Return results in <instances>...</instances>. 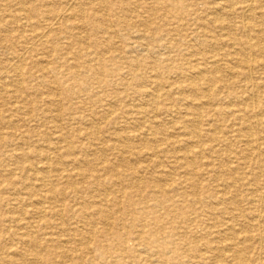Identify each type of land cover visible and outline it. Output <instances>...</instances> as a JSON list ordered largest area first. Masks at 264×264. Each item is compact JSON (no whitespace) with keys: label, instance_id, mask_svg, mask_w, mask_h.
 I'll return each mask as SVG.
<instances>
[{"label":"bare ground","instance_id":"6f19581e","mask_svg":"<svg viewBox=\"0 0 264 264\" xmlns=\"http://www.w3.org/2000/svg\"><path fill=\"white\" fill-rule=\"evenodd\" d=\"M31 43L45 60L29 69ZM0 51L13 56L0 62V169L11 164L0 176V264H140L142 249L158 264H263L253 231L264 209L247 230L240 221L241 203L264 200V0H0ZM38 79L50 94L36 111ZM111 84L132 102L125 115L99 95ZM93 101L105 109L82 132L79 104ZM39 110L57 143L28 129ZM160 115L174 121L170 144ZM43 136L48 146L35 142ZM250 173L257 189L241 199L235 186L251 185ZM53 226L59 234L46 233Z\"/></svg>","mask_w":264,"mask_h":264},{"label":"rangeland","instance_id":"374dc122","mask_svg":"<svg viewBox=\"0 0 264 264\" xmlns=\"http://www.w3.org/2000/svg\"><path fill=\"white\" fill-rule=\"evenodd\" d=\"M51 3H53V1H50L49 2V5H54V4H51ZM57 6V5H56ZM13 10L15 9L14 7L12 8ZM18 30H16L13 34H14V36H18V35H20V33L18 32ZM21 33H22V31H20ZM117 41V40H116ZM117 43L119 44V45H123V43H122V41H121V39H118V41H117ZM21 44V42L18 44V47H20L19 45ZM31 47L33 46V48H34V51H33V53H31V54H29V55H27L28 56V60H26V68H29V69H31L32 68V66L34 65V63H35V61H42V60H45V59H43V58H45V56H44V54L42 53V51L39 49V47H34V45H33V43H31V44H29ZM17 53L16 54H18V53H22L21 52V50H20V48H17ZM1 52V51H0ZM171 53V54H170ZM169 54H168V56H170V58H172V59H178L179 58V55H178V53H176V52H174V51H172V52H170ZM63 56L64 57H67V58H71V54L70 53H68V51L65 49L64 50V52H63ZM34 55V56H33ZM10 57H12L13 58V56H10ZM10 57H8V54L7 53H5V52H1L0 53V62H2V61H5L6 62V59H8V58H10ZM136 57H139V54H137L136 55ZM192 60H195V58H193ZM34 72V71H33ZM39 74H36V77H38L39 78ZM192 77H195V75L194 76H190L189 78H192ZM107 82H113V81H116V79L114 78V77H107ZM37 82H39V83H36L37 85V88H38V90H37V92L36 91H33L32 90V92L31 91H29V97H30V100L33 102V106H34V110L36 109V111H37V109H38V105H37V103L39 102V104H40V100L43 98V99H45V98H47V96L50 94L49 93V91L46 89V87H45V85H44V83L43 82H41V79H38L37 80ZM24 84H26V85H24V86H32V84L34 85V83L33 82H30V84H29V82H25ZM29 84V85H28ZM114 84V83H113ZM113 84H111V85H108L106 88H102V89H99L100 91V94L99 95H101V96H105V97H107V102H105L104 104H108V105H110V107H114L115 109H117V115H122V114H126V110H125V107L126 108H129V106L132 104V102H131V100H129L128 101V99L126 100V99H124V96H125V92L122 90V89H120L119 87L120 86H115V85H113ZM51 88L54 90V91H57L59 88H58V86H56V84H53L52 86H51ZM9 89H11V90H14V88L13 87H9ZM138 89H139V86L137 87L136 85H134V87H133V90L135 91V92H137L138 91ZM57 93H58V95L60 94V92H59V90L57 91ZM116 93L118 94V95H120L122 98V102H120V104L117 106V104H116V102H114V100H113V96L114 95H116ZM59 99V98H58ZM111 100L114 102H111ZM34 101H37V102H34ZM62 101V100H61ZM11 103H14V100L13 101H11ZM62 103H64V105H65V108L68 106V104L70 103H68V101L66 100V101H62ZM137 103H141V102H137ZM129 104V105H128ZM15 105V104H14ZM81 106H83V108L81 107ZM87 106V107H86ZM79 107H80V111H81V114H79V115H81L82 117L81 118H84V120H81L77 125H76V128L77 129H79L80 131H82V132H84V130L85 129H87V128H89L90 126H88L91 122H89V121H91V120H94L93 119V113L94 112H98V113H101L104 109H105V106H102V105H100V104H96V101H93L92 103L90 102V105H89V102H87V103H83L82 102V104L80 103L79 104ZM104 107V108H103ZM108 106H106V108H107ZM87 108V109H86ZM88 112V113H87ZM64 114V112H60V114ZM56 114V113H55ZM7 115V114H6ZM33 115H35L36 117H35V119H36V121H37V123L35 122H31V123H28L27 124V127H28V129H30V130H34V129H36L35 127L36 126H38V125H40V127L38 126V128H40V130L41 131H44V132H48V131H50L51 132V134H49V136L47 137V138H49L50 139V141L52 142V143H57L58 142V138L56 137L57 136V134H54L51 130H49L48 128L49 127H51V122H50V120L49 119H47L46 117V119L44 118V120L42 121V120H39L41 117L43 118V113H42V111H38V112H33ZM40 115V116H39ZM22 116H25V115H22ZM69 117V115L67 116V115H65V116H63V120H62V123H60V124H65V122H66V120H64V119H67ZM160 118H161V120L164 122V124H161V127L159 128V130H160V134L158 135L159 137H160V139H164V142H168V144H170V142H169V138H170V135H171V137H174V136H177V134L175 133V132H173V130H171V126H172V124H173V120L171 119V117L170 118H167L165 115H160L159 116ZM25 119H30L31 118V114H29L27 117L25 116L24 117ZM15 120H18V118H14ZM109 121H112L111 119H109ZM212 118H207L203 123H202V128H203V130H207V129H209L210 128V125L212 124ZM86 122V123H85ZM83 123V124H82ZM109 123V122H108ZM169 123V124H168ZM88 124V125H87ZM122 124L123 123H120V125H116V126H111V123H109V128L110 129H112L111 131H113V130H118L119 129V127L121 126L122 127ZM35 125V126H34ZM101 125L102 126H104V123H101ZM85 126V127H84ZM115 127H116V129H115ZM118 128V129H117ZM169 129L168 131H170L169 133H168V137L166 136V132H165V130L166 129ZM204 132H206V131H204ZM5 133H7L6 131H5ZM8 134V133H7ZM53 137H54V139H53ZM145 139V138H144ZM181 139H183V137H181ZM45 138H44V136H43V138H35V142H37V144H43L42 146H48L47 145V143L45 142ZM57 141V142H56ZM41 142V143H40ZM46 143V144H45ZM142 143H145V141H140V142H137V143H132V146H134V144H135V146H139V145H137V144H142ZM36 144V143H35ZM36 144V145H37ZM221 149H224L223 147L221 148ZM238 150V149H237ZM92 157V156H91ZM108 158L109 159H111L112 160V156H110L109 154H108ZM29 159H30V162L34 165V166H36V168L40 171V172H44L43 170H44V168H45V166L41 163V161H40V159L39 158H36L34 155H30V157H29ZM69 160V159H68ZM67 161V160H66ZM70 161H67V165L69 166L68 168H69V173H73L74 172V168L73 167H71V164H68ZM36 163V164H35ZM133 163H135V162H133ZM6 167L2 170V169H0V176H3V177H5V178H7L6 177V173L7 172H5V170H7V168H9V165H11L10 164V162L9 161H7L6 162ZM136 164V163H135ZM39 167V168H38ZM179 172H181V170L179 171ZM255 174V173H254ZM254 174L252 173H250V174H248V178H249V180H251V185H244V181H239L238 182V184L235 186L236 187V189H237V192H238V194L240 195V197H241V199H244L246 196H248V195H250L251 194V190H250V188H253V189H257V184L258 183H255L254 182ZM75 175V177L73 178L74 180H75V182L76 183H80L81 181H80V178L79 177H77V173L76 174H74ZM209 177H207V179H208ZM210 180V179H209ZM62 181H59V184H63V183H61ZM252 183H254V185H252ZM263 185V184H262ZM186 186L187 185H183V187L184 188H186ZM239 186V187H238ZM38 187V186H37ZM216 187H218L217 185H216V183H212V182H210V188H211V192L212 193H218V189L216 188ZM264 186H262L261 187V190H260V192H261V194H263V198H264ZM36 189H38L39 190V187L38 188H36ZM244 189H245V191H244ZM247 189H249V191L247 190ZM228 190H231V192H233L235 189L234 188H230V189H228ZM243 191V192H242ZM253 191V190H252ZM25 193V192H24ZM69 193V192H68ZM8 195H6L5 197H7ZM23 197H26V195H24L23 194ZM59 199H62V197H60ZM72 199H74L73 197H71L70 196V194H68V195H66V199H65V203H66V205H68V206H73L74 205V203H71V200ZM250 200H248V201H244L243 203H241V208H242V210H243V212L246 214V216H247V218L245 219V221H244V219L242 220V221H240V225H242L241 226V228H243L244 230H247V227L246 226H250V224L252 225V224H254L255 222L257 223V221L255 220V219H251V217L249 216L250 215V213L253 211V209L254 208H256V209H259L260 208V210L262 209H264V200L262 201V205H261V202L259 201V199L256 201V202H254L253 204H251L250 202H252V201H250ZM258 202V203H257ZM228 204V203H227ZM227 206H230V205H227ZM263 206V207H262ZM246 208V209H245ZM261 210V211H262ZM263 215H264V210H263V212H261ZM213 221H211V224L210 225H214L215 223H217V222H219V223H221V221L223 220V216H221V215H215V216H213ZM252 220H254V221H252ZM263 221L261 222L262 223V225H263V229H264V219H262ZM245 223V224H244ZM244 225H245V227H244ZM197 226V225H196ZM195 226V228L197 229V227ZM80 229H82V228H80ZM262 229V232H260V231H253V233H255V234H257V238H256V242H255V247H257V249L258 250H260V252H258L260 255H259V257H261V262L264 264V230ZM184 232V231H183ZM197 232H199L198 233V235L199 236H201L200 235V232H201V230L200 229H198L197 230ZM46 233H49V235L50 234H54V235H56V234H59L60 233V230L58 229V228H56L55 226H53V228L52 229H49V230H47L46 231ZM260 233H262V234H260ZM39 236V238H42L41 236H40V234L38 235ZM13 237V236H12ZM11 237V238H12ZM262 237V238H261ZM263 241H262V240ZM191 238H188V242H186V243H182L184 246H183V248H182V251L183 252H188L189 254H191V256L193 255V250H194V246H193V243L191 242ZM199 242H200V245H199V248H200V250L203 248V250H201L202 252H207L206 251V249L203 247V242H206V239H203V240H199ZM141 254H142V262H140V264H158V262H157V259H156V257L155 256H151L150 254H147L145 251H143V249L141 250ZM248 254L249 255H251L252 253L250 252V251H248ZM261 254H263L262 256H261ZM148 257L150 258V261L148 262V263H146V260L148 259ZM140 261V260H139ZM138 261V262H139ZM145 262V263H144ZM83 263L84 264H89L88 263V260L86 259V258H83Z\"/></svg>","mask_w":264,"mask_h":264}]
</instances>
